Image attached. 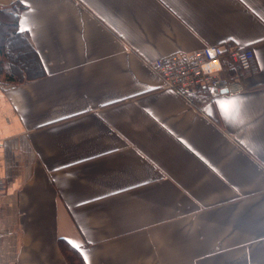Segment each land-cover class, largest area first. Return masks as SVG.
<instances>
[{
	"label": "crops",
	"instance_id": "crops-1",
	"mask_svg": "<svg viewBox=\"0 0 264 264\" xmlns=\"http://www.w3.org/2000/svg\"><path fill=\"white\" fill-rule=\"evenodd\" d=\"M14 3L42 75L0 81V264H264V0ZM206 46L252 50L238 92L147 65Z\"/></svg>",
	"mask_w": 264,
	"mask_h": 264
},
{
	"label": "built area",
	"instance_id": "built-area-1",
	"mask_svg": "<svg viewBox=\"0 0 264 264\" xmlns=\"http://www.w3.org/2000/svg\"><path fill=\"white\" fill-rule=\"evenodd\" d=\"M209 52H214L215 57ZM224 57L229 60L228 65L224 64ZM252 62L251 49L231 47L225 51L221 46H206L187 54L159 57L147 65L160 79L163 89L187 99L191 93L204 89L212 95H219L225 89L238 92L239 84L235 80L229 82V71H247Z\"/></svg>",
	"mask_w": 264,
	"mask_h": 264
},
{
	"label": "trees",
	"instance_id": "trees-1",
	"mask_svg": "<svg viewBox=\"0 0 264 264\" xmlns=\"http://www.w3.org/2000/svg\"><path fill=\"white\" fill-rule=\"evenodd\" d=\"M22 8L19 3L0 8V81L4 84H18L42 75L35 52L17 28ZM9 51L20 55L22 67L11 63ZM59 248L67 264H84L79 252L66 242L60 240Z\"/></svg>",
	"mask_w": 264,
	"mask_h": 264
},
{
	"label": "rangeland",
	"instance_id": "rangeland-1",
	"mask_svg": "<svg viewBox=\"0 0 264 264\" xmlns=\"http://www.w3.org/2000/svg\"><path fill=\"white\" fill-rule=\"evenodd\" d=\"M14 52V51H13ZM11 53V51H9L8 52V54H9V56H10V58H11V63H13V65L15 64L16 66H20V67H22L23 66V62L22 61H20L19 60V56H18V54H17V56H16V54L15 53Z\"/></svg>",
	"mask_w": 264,
	"mask_h": 264
},
{
	"label": "snow or ice",
	"instance_id": "snow-or-ice-1",
	"mask_svg": "<svg viewBox=\"0 0 264 264\" xmlns=\"http://www.w3.org/2000/svg\"><path fill=\"white\" fill-rule=\"evenodd\" d=\"M22 2H23V0H22ZM30 31V29H25V27H24V25H23V23L20 25V27H19V29H18V31L22 34L24 31ZM209 55L210 56H212V57H215V53L214 52H209ZM217 67H219V63L217 64ZM208 69L206 68L205 69V71H207ZM45 71H47V69H45ZM74 247H76V248H78L79 249V245H77V244H74L73 245ZM85 259H87V257H85Z\"/></svg>",
	"mask_w": 264,
	"mask_h": 264
},
{
	"label": "water",
	"instance_id": "water-1",
	"mask_svg": "<svg viewBox=\"0 0 264 264\" xmlns=\"http://www.w3.org/2000/svg\"><path fill=\"white\" fill-rule=\"evenodd\" d=\"M224 93H227V90L226 89L221 92V94H224Z\"/></svg>",
	"mask_w": 264,
	"mask_h": 264
},
{
	"label": "clouds",
	"instance_id": "clouds-1",
	"mask_svg": "<svg viewBox=\"0 0 264 264\" xmlns=\"http://www.w3.org/2000/svg\"><path fill=\"white\" fill-rule=\"evenodd\" d=\"M216 64H218V62H216Z\"/></svg>",
	"mask_w": 264,
	"mask_h": 264
}]
</instances>
